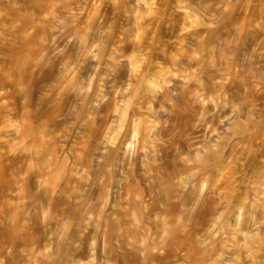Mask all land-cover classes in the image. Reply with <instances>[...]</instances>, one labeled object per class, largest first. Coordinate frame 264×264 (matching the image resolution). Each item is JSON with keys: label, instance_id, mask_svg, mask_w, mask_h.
Returning <instances> with one entry per match:
<instances>
[{"label": "rangeland", "instance_id": "1", "mask_svg": "<svg viewBox=\"0 0 264 264\" xmlns=\"http://www.w3.org/2000/svg\"><path fill=\"white\" fill-rule=\"evenodd\" d=\"M0 264H264V0H0Z\"/></svg>", "mask_w": 264, "mask_h": 264}]
</instances>
